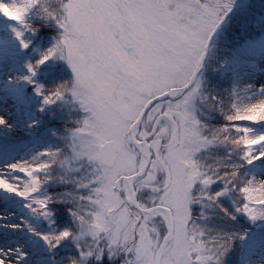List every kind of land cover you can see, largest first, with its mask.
Wrapping results in <instances>:
<instances>
[{
  "label": "snow or ice",
  "instance_id": "1",
  "mask_svg": "<svg viewBox=\"0 0 264 264\" xmlns=\"http://www.w3.org/2000/svg\"><path fill=\"white\" fill-rule=\"evenodd\" d=\"M0 264H264V0H0Z\"/></svg>",
  "mask_w": 264,
  "mask_h": 264
}]
</instances>
